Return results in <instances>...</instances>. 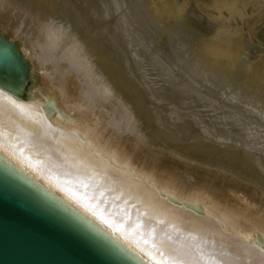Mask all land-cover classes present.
<instances>
[{
    "label": "bare ground",
    "instance_id": "bare-ground-1",
    "mask_svg": "<svg viewBox=\"0 0 264 264\" xmlns=\"http://www.w3.org/2000/svg\"><path fill=\"white\" fill-rule=\"evenodd\" d=\"M0 33L34 82L30 100L0 89L2 150L153 261L202 238L220 264L264 262L247 239L264 232V0H0Z\"/></svg>",
    "mask_w": 264,
    "mask_h": 264
},
{
    "label": "water",
    "instance_id": "water-1",
    "mask_svg": "<svg viewBox=\"0 0 264 264\" xmlns=\"http://www.w3.org/2000/svg\"><path fill=\"white\" fill-rule=\"evenodd\" d=\"M32 79L27 58L0 33V89L30 100ZM59 105L53 97L41 104L50 120L60 111ZM158 194L195 214L216 216L203 199L188 200L160 189ZM233 206L246 213L237 203ZM251 233L247 239L264 247V232ZM150 260L106 222L0 148V264H149Z\"/></svg>",
    "mask_w": 264,
    "mask_h": 264
},
{
    "label": "snow or ice",
    "instance_id": "snow-or-ice-1",
    "mask_svg": "<svg viewBox=\"0 0 264 264\" xmlns=\"http://www.w3.org/2000/svg\"><path fill=\"white\" fill-rule=\"evenodd\" d=\"M3 95L4 94L0 93V96ZM6 99L8 100V103L15 109H20L23 111L26 107L11 97H6ZM0 106H2V102H0ZM176 231H179V229H176ZM188 237L193 240L198 239L197 237L192 236L191 233L188 234ZM166 238L170 244L175 245V241L171 235H167ZM208 244H211L213 250H215L216 245L214 240L202 238L195 245V250H193L191 247L188 249H183V246H174L172 254L166 256L163 251L156 249L157 251H160V256L162 259L155 261L150 260L149 264H220V262L216 260L210 252H206L202 247V245ZM152 247L156 248V245L152 244ZM261 251H264V247H261ZM262 264H264V262H262Z\"/></svg>",
    "mask_w": 264,
    "mask_h": 264
}]
</instances>
